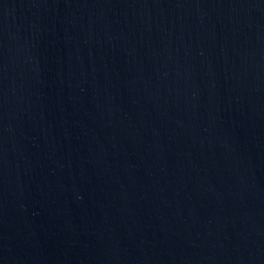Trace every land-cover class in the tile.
Returning <instances> with one entry per match:
<instances>
[{
    "label": "water",
    "instance_id": "obj_1",
    "mask_svg": "<svg viewBox=\"0 0 264 264\" xmlns=\"http://www.w3.org/2000/svg\"><path fill=\"white\" fill-rule=\"evenodd\" d=\"M0 264H264V0H0Z\"/></svg>",
    "mask_w": 264,
    "mask_h": 264
}]
</instances>
